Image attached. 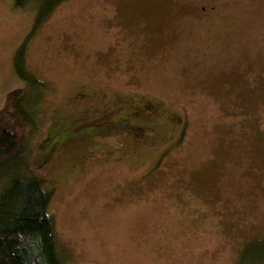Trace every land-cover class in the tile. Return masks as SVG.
<instances>
[{
    "label": "rangeland",
    "instance_id": "rangeland-1",
    "mask_svg": "<svg viewBox=\"0 0 264 264\" xmlns=\"http://www.w3.org/2000/svg\"><path fill=\"white\" fill-rule=\"evenodd\" d=\"M209 1L64 0L27 42L49 86L31 156L54 186L69 264H264L242 251L264 239V0H215L203 15ZM39 3L0 0V108L26 85L14 60ZM131 100L150 106L153 129L43 161L56 124Z\"/></svg>",
    "mask_w": 264,
    "mask_h": 264
},
{
    "label": "trees",
    "instance_id": "trees-1",
    "mask_svg": "<svg viewBox=\"0 0 264 264\" xmlns=\"http://www.w3.org/2000/svg\"><path fill=\"white\" fill-rule=\"evenodd\" d=\"M63 1L40 0L33 31L14 60L16 73L26 85L11 91L0 108V264H69V258L59 247L56 221L50 212L54 186L36 171L31 156L32 136L43 123L39 116L49 86L29 69L27 62V42ZM29 2L34 0H15V5L26 7ZM149 107L136 100L124 104L121 106L124 113L114 111V118H120V122L108 132L94 130L90 124L78 128L80 125L75 120L62 126L56 124L46 135L48 150L43 161L46 163L53 152L66 144L129 129L140 132L139 121L142 119L147 124L154 117L150 116ZM262 240L248 242L243 255L264 251Z\"/></svg>",
    "mask_w": 264,
    "mask_h": 264
},
{
    "label": "flooded vegetation",
    "instance_id": "flooded-vegetation-1",
    "mask_svg": "<svg viewBox=\"0 0 264 264\" xmlns=\"http://www.w3.org/2000/svg\"><path fill=\"white\" fill-rule=\"evenodd\" d=\"M221 2H223V1L219 0V3H221ZM214 3H215V0H210L209 4H212L211 6H208L207 2L204 3V4H201V7H200L201 11H202L201 13L203 15H208L209 14L208 10H210V11H212V10L213 11H215V10L218 11L219 8L217 7V4L215 5ZM189 5H191V4H189ZM201 16L202 15H199V17H201ZM112 111H113V109L105 108L104 110H102L99 113L100 116L94 119L95 121L94 120L93 121L89 120V119H87L85 117L80 118L79 120L77 119L76 122H78V124L80 125L78 128L86 127V125L90 124V126H92L94 130L95 129H100V130L104 129L103 130L104 132H108V131H110V127L117 126V122L118 121L120 122V118L118 120L116 118H114L115 112H112ZM121 113H124V111H121ZM121 113H119V114H121ZM106 114L110 115L109 119L105 117ZM65 115H67V113ZM152 116L155 117V115H152ZM154 117L152 119H154ZM91 121H92V123H90ZM140 126H141L140 131H145L146 129H148V131H149V129H153L154 128V121L150 120V122L148 121V123L146 125H140ZM102 134H104V133H102ZM82 138H85V137H82ZM84 140H86V139H84Z\"/></svg>",
    "mask_w": 264,
    "mask_h": 264
}]
</instances>
